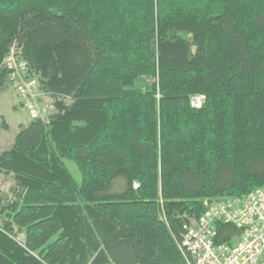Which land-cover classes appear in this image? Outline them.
<instances>
[{
  "label": "trees",
  "instance_id": "trees-1",
  "mask_svg": "<svg viewBox=\"0 0 264 264\" xmlns=\"http://www.w3.org/2000/svg\"><path fill=\"white\" fill-rule=\"evenodd\" d=\"M20 82L54 112L0 152V264H186L210 204L264 187V0H0Z\"/></svg>",
  "mask_w": 264,
  "mask_h": 264
},
{
  "label": "built area",
  "instance_id": "built-area-1",
  "mask_svg": "<svg viewBox=\"0 0 264 264\" xmlns=\"http://www.w3.org/2000/svg\"><path fill=\"white\" fill-rule=\"evenodd\" d=\"M8 62L14 65L13 58ZM24 91L31 84L20 82ZM202 98H192L197 108ZM217 222L240 231L229 244H214ZM178 249L186 264H264V187L242 198H227L210 204L205 214L182 235Z\"/></svg>",
  "mask_w": 264,
  "mask_h": 264
},
{
  "label": "rangeland",
  "instance_id": "rangeland-1",
  "mask_svg": "<svg viewBox=\"0 0 264 264\" xmlns=\"http://www.w3.org/2000/svg\"><path fill=\"white\" fill-rule=\"evenodd\" d=\"M53 112L51 100L32 86L31 90L26 91L11 86L0 93V152L12 145L20 126L26 125L34 117L46 119ZM63 163L79 185L81 174L76 164L71 160H63Z\"/></svg>",
  "mask_w": 264,
  "mask_h": 264
}]
</instances>
